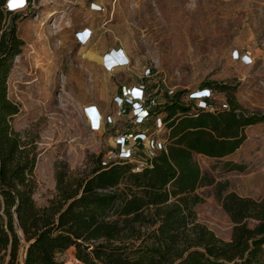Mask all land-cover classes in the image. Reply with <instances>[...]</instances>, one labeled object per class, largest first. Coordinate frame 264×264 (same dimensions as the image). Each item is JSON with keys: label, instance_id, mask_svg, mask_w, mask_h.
Returning a JSON list of instances; mask_svg holds the SVG:
<instances>
[{"label": "rangeland", "instance_id": "1", "mask_svg": "<svg viewBox=\"0 0 264 264\" xmlns=\"http://www.w3.org/2000/svg\"><path fill=\"white\" fill-rule=\"evenodd\" d=\"M18 13L16 33L23 43L6 77V96L18 105L13 129L36 153L37 205L55 195L56 169L87 173L89 155L117 148L116 135L138 129L131 108L115 102L123 86L143 82L162 102L167 90H196L214 81L230 85L242 107L264 111V0H29ZM85 28L88 40L79 43L75 33ZM115 50L127 64L107 71L105 56ZM219 92L212 103L226 100ZM88 106L102 116L99 129L90 126ZM245 134L228 156L194 155L215 180L195 190L202 198L194 207L197 220L225 240L232 222L216 197L217 183L240 196L264 198V121ZM126 145L136 160L146 156L143 144ZM226 160L242 168L225 170ZM73 253L69 247L56 259L79 264Z\"/></svg>", "mask_w": 264, "mask_h": 264}, {"label": "trees", "instance_id": "2", "mask_svg": "<svg viewBox=\"0 0 264 264\" xmlns=\"http://www.w3.org/2000/svg\"><path fill=\"white\" fill-rule=\"evenodd\" d=\"M0 0V264H67L56 255L74 247L79 264H264V198L226 191L216 197L232 222L228 240L198 222L195 190L214 183L195 154L223 158L245 141V129L264 121V111L242 107L230 85L204 82L226 95V106L199 108L178 90L159 105L164 148L135 162L92 153L87 173L55 171V195L45 205L32 198L36 153L13 129L17 103L6 96V77L22 40ZM28 4H29V0ZM22 11V10H21ZM225 170L241 169L233 161ZM226 191V192H225ZM25 248L20 258V250ZM7 257L6 261L4 258Z\"/></svg>", "mask_w": 264, "mask_h": 264}, {"label": "built area", "instance_id": "3", "mask_svg": "<svg viewBox=\"0 0 264 264\" xmlns=\"http://www.w3.org/2000/svg\"><path fill=\"white\" fill-rule=\"evenodd\" d=\"M10 0H5L3 3V9L5 11H21L28 6V1L24 0L21 6L12 8L9 6ZM89 30L87 28L75 33V36L79 43H85L88 40ZM236 59L240 58V55L235 51ZM243 61L248 59L247 55L241 56ZM126 56L121 54L119 50H115L114 53H109L104 59V68L107 71L111 69L127 64ZM150 73V69L145 70V75ZM175 91L170 89L166 92V99L171 98ZM220 92L209 89L202 88L196 90H189L182 97V102L184 104H194L199 108H214L215 106H226L225 100H221L219 104L212 103L213 100L217 99ZM115 102L118 106L123 103L131 108L132 115L136 120L138 129L129 132L128 134H118L115 136L117 148H112L105 152L102 159V164L105 165L110 161H134V170H139L142 164L145 162L146 158L154 156L158 151L164 148V142L162 139V133L164 132V124L161 120V113L159 111V105L166 101L164 99L162 102L158 101V97L154 95L151 90L148 89L147 85L143 82L138 83L136 86L127 87L123 86L121 93L114 97ZM86 114L90 120L102 119L99 111L95 106H88L86 109ZM110 116H107L106 121L110 120ZM150 123H152L153 129L149 130ZM92 129L94 125L90 123ZM140 143L143 144L146 149V156L141 159L133 158V151L128 147V143Z\"/></svg>", "mask_w": 264, "mask_h": 264}, {"label": "snow or ice", "instance_id": "4", "mask_svg": "<svg viewBox=\"0 0 264 264\" xmlns=\"http://www.w3.org/2000/svg\"><path fill=\"white\" fill-rule=\"evenodd\" d=\"M24 0H10L9 6L12 8L21 6L23 4Z\"/></svg>", "mask_w": 264, "mask_h": 264}, {"label": "bare ground", "instance_id": "5", "mask_svg": "<svg viewBox=\"0 0 264 264\" xmlns=\"http://www.w3.org/2000/svg\"><path fill=\"white\" fill-rule=\"evenodd\" d=\"M89 123H92L94 125V128L95 129H99L100 128V125H101V118H99L98 120H90L89 119Z\"/></svg>", "mask_w": 264, "mask_h": 264}, {"label": "crops", "instance_id": "6", "mask_svg": "<svg viewBox=\"0 0 264 264\" xmlns=\"http://www.w3.org/2000/svg\"><path fill=\"white\" fill-rule=\"evenodd\" d=\"M90 54H92L93 55V59H95V60H100L101 61V58L99 57V55H97L96 53H94V52H92V51H88ZM230 155V154H229ZM228 156V155H227Z\"/></svg>", "mask_w": 264, "mask_h": 264}, {"label": "water", "instance_id": "7", "mask_svg": "<svg viewBox=\"0 0 264 264\" xmlns=\"http://www.w3.org/2000/svg\"><path fill=\"white\" fill-rule=\"evenodd\" d=\"M24 251H25V248H23V251H22V257L24 256Z\"/></svg>", "mask_w": 264, "mask_h": 264}]
</instances>
